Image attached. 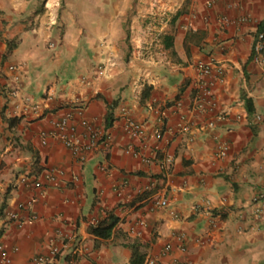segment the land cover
I'll use <instances>...</instances> for the list:
<instances>
[{"label": "crops", "instance_id": "0c3cea01", "mask_svg": "<svg viewBox=\"0 0 264 264\" xmlns=\"http://www.w3.org/2000/svg\"><path fill=\"white\" fill-rule=\"evenodd\" d=\"M263 19L264 0H0L8 264H34L54 246L53 264H130L133 247L143 264H264V210L252 204L264 193V123L255 119L264 118V61L252 58ZM199 61L222 68L207 113L192 102ZM77 103L78 132L87 121L108 136L84 159L40 137ZM127 118L144 139L127 136ZM111 218L108 237L91 232Z\"/></svg>", "mask_w": 264, "mask_h": 264}, {"label": "built area", "instance_id": "2783aa9c", "mask_svg": "<svg viewBox=\"0 0 264 264\" xmlns=\"http://www.w3.org/2000/svg\"><path fill=\"white\" fill-rule=\"evenodd\" d=\"M212 2H208L207 5H211ZM231 6V4L229 5ZM224 23H229L231 20L227 17L221 18ZM241 21L248 20L246 14H241L239 16ZM252 58L255 61H264V32H258L256 34V39L253 45V54ZM198 71V77L195 81V94L193 97V107L198 113H207L213 110L215 106V98L213 94V85L216 77H219L222 73V68L215 64L212 61L209 62H197L195 65ZM13 67H10L12 69ZM174 106L180 110L183 109V102L177 100L174 103ZM83 109V105L77 103L73 108L67 109L62 116L57 120H54L51 124L52 129L50 131H43L40 133L41 143H46V138L51 135L58 137L65 147L71 149L75 154L79 155L81 159L85 158V153L88 150L94 149L99 143H105L108 139L106 132L96 126L93 123L87 121H81L80 125L82 131L77 130L76 124L73 121V116L75 113H80ZM219 118L223 116L219 115ZM256 121L264 123V118L261 115L255 116ZM159 124L155 129L156 139H161L163 132L161 128V116L158 119ZM212 125V123H210ZM177 128L180 131H187L189 126L185 122H180L177 124ZM124 130L130 138H145V130L143 125L135 121L134 119L127 118ZM125 152L131 153L134 156H139L140 152L133 150L132 148L125 149ZM221 154H224V150L221 151ZM142 157V156H141ZM144 161H148L149 158L143 157ZM36 186H39V183H35ZM160 206H166V199H161L157 202ZM252 204L254 205V210L256 215H260L264 210V193L259 192L253 199ZM9 220L15 222L18 227H22L25 223L24 219H21L17 213L11 212L8 214ZM63 239L66 241L71 240V235L62 234ZM61 252V248L54 246L51 248L48 255H37L33 257L34 264H53L56 257ZM10 258L6 248L0 243V264H8ZM145 264H165L158 262L155 259L148 258L145 261ZM175 264H184V263H175Z\"/></svg>", "mask_w": 264, "mask_h": 264}, {"label": "trees", "instance_id": "16d2710c", "mask_svg": "<svg viewBox=\"0 0 264 264\" xmlns=\"http://www.w3.org/2000/svg\"><path fill=\"white\" fill-rule=\"evenodd\" d=\"M258 32H264V19L258 25L257 33ZM245 104H246L247 110L251 112L252 109L250 107V100L245 99ZM115 223H116V220L114 218H111L110 222L106 224L99 223L97 226L92 227L91 232L97 237L106 238L110 235L111 229ZM143 262H144V254L140 252L138 248L133 247L130 264H143Z\"/></svg>", "mask_w": 264, "mask_h": 264}]
</instances>
